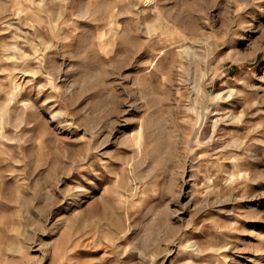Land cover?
I'll list each match as a JSON object with an SVG mask.
<instances>
[{
  "label": "rangeland",
  "instance_id": "obj_1",
  "mask_svg": "<svg viewBox=\"0 0 264 264\" xmlns=\"http://www.w3.org/2000/svg\"><path fill=\"white\" fill-rule=\"evenodd\" d=\"M0 264H264V0H0Z\"/></svg>",
  "mask_w": 264,
  "mask_h": 264
}]
</instances>
